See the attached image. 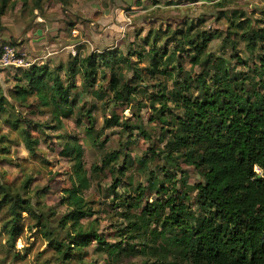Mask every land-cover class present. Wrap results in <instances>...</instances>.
<instances>
[{"label": "rangeland", "instance_id": "1", "mask_svg": "<svg viewBox=\"0 0 264 264\" xmlns=\"http://www.w3.org/2000/svg\"><path fill=\"white\" fill-rule=\"evenodd\" d=\"M35 1L12 0L13 7L0 17V48L12 44L24 63L23 67L0 66V87L9 102H13L11 94L15 87L25 86L26 82H18L25 70L47 66L54 71L65 66L76 54L82 58L112 52L123 57L131 55L135 68L144 70L147 60L139 61L136 54H147L154 39L159 52L175 54L174 64L182 65L190 77H197L200 69L191 68L189 58L184 59L186 52H175L176 45L172 39L174 32L183 31L190 24L222 34L208 45V52L225 59L228 68L237 73L253 77L254 74L248 71L258 66L260 56H264L263 49L252 53L247 50L241 30L238 35L229 36L230 42L225 41L227 29L244 19L250 21L255 30L264 29V0H45L40 3L41 10H33ZM234 12H242L246 18L239 14L234 16ZM148 38L149 44L145 45ZM105 73L107 77L110 75L109 71ZM177 74L174 72V76ZM60 76L64 79L63 72ZM126 81L129 84L135 82L134 85L144 84L145 87L141 97L131 106L106 103L107 99L100 101L93 92L108 94V90L107 79L98 73L96 83L85 93H82L80 78L76 79V87L70 91V102L78 93V108L72 118L63 120L60 125L45 110L36 108L34 97L24 107L8 109L0 118V184L11 187L21 198L29 200L36 216L45 215L51 230H58L60 220L72 211L64 198L68 197L66 192L74 183L79 184L73 174L75 163L62 156L61 152L68 143L75 142L81 147L78 160L90 185L81 189L79 195L92 212V216L81 223L86 230L93 229L108 245L120 247L122 251L110 260L107 248L91 243L74 252L71 264H159L166 254L161 250V241L156 242L150 235L140 232L134 233L137 239L126 241L124 238L131 234L134 221L131 213L139 218L142 207L157 200L168 201L171 192L175 196V192L180 194L183 191L186 192L184 202L196 210L194 198L195 186L201 182L199 174L179 161L178 168L185 174L183 179L180 171L166 168L167 160L158 154L164 142L159 122L152 120L148 97L156 95L162 88L154 82L150 87L144 80L138 82L134 72L126 74ZM166 84L167 91L174 90L172 82ZM192 88L188 96L198 94L199 87L195 84ZM139 103L140 108L136 106ZM135 113L141 117L147 138L137 132L125 135L119 128H105L104 122L111 115L134 121L132 115ZM15 119H19L21 127L28 128L33 138L38 139L35 155L28 153L18 131L6 121ZM114 151L121 153L119 162L114 164L116 169L122 167L123 161L127 163L122 184L116 189L113 188L115 175L108 169L93 173V167H101L105 156ZM153 151L158 154L155 158L152 157ZM161 169L167 170V179ZM27 178L31 182L28 189L23 190L22 184ZM152 180L156 184H152ZM183 180L186 188L182 187ZM162 187L168 190L167 194L159 191ZM140 190L143 191L142 196ZM114 191L120 199L115 197ZM130 203L140 206L139 210L134 209L130 213ZM21 218V235L11 243L4 226L7 218L4 212H0V264H66L55 255L40 229L33 227L36 221L25 213ZM67 224L69 226L71 222ZM140 243L153 249L143 256L136 252L143 249Z\"/></svg>", "mask_w": 264, "mask_h": 264}, {"label": "trees", "instance_id": "2", "mask_svg": "<svg viewBox=\"0 0 264 264\" xmlns=\"http://www.w3.org/2000/svg\"><path fill=\"white\" fill-rule=\"evenodd\" d=\"M42 1L45 0H36L33 10H41ZM13 5L12 0H0V17ZM238 14L246 18L242 12L233 13L234 16ZM234 26L227 29L226 42H230V35H238L241 30V38L249 52L264 50V29L255 30L247 19ZM221 35L192 24L172 34L175 52H186L184 59L189 58L191 68L200 69V74L194 78L184 72L182 65L174 64L175 54L159 52L154 39L147 54H136L139 61L147 60L146 68L141 71L135 68L131 55L123 57L112 52L82 58L76 54L65 66L54 71L47 66L25 70L18 82L26 84L15 87L11 94L13 102L6 100L0 87V118L8 109L24 107L34 97L36 108L45 110L57 125L72 118L78 108V93L70 102V91L76 87L78 77L82 82V93H85L92 89L100 73L103 79H107L108 94L93 93L100 101L107 99L106 103L114 105L131 106L143 93L144 84L134 85L135 82L129 84L126 81L128 72H134L138 82L144 80L149 87L154 82L162 88L156 95L148 97L152 120L159 122L164 142L158 154L167 160L166 168L180 171L183 179L185 174L178 168V162L192 167L201 182L195 186V211L184 202V191L180 194L175 192V196L171 192L168 201L157 200L147 204L141 208L139 218L131 211L139 210L140 206L128 205L134 221L131 234L124 238L126 241L137 239L134 233L140 232L150 235L156 242L161 241V250L166 254L159 264H264V180L254 172L255 167L264 168V56H260L258 66L248 71L254 74L253 77L237 73L228 68L225 59L208 52V45ZM149 40L144 41L145 45ZM231 45L234 51V43ZM182 59L180 57L179 60L182 62ZM106 71H109L108 77ZM174 72L178 74L174 76ZM169 81L174 90L167 91L166 82ZM195 84L199 87L198 94L188 96ZM136 106L140 108L141 104ZM132 116L134 121L113 114L105 120V128H119L125 135L137 132L147 138L139 113ZM6 121L18 131L28 153L35 155L38 139L33 138L28 128L21 127L19 119ZM156 153L153 151V158L158 156ZM61 155L75 163L73 174L79 183H74L66 192L68 197L64 198L72 211L60 220L58 230H51L45 215L36 216L29 200L21 198L11 187L0 184V212H4L7 218L4 226L8 241L13 243L21 235L19 222L25 213L36 221L33 227L40 229L42 237L62 262L71 264L74 252L91 243L107 248L108 258L112 260L116 253L122 251L120 247L108 245L93 229L86 230L81 223L92 216L87 202L79 195L81 189L90 185L78 160L81 147L75 142L68 143ZM120 155L116 151L109 153L101 167H93V173L105 168L115 175V189L122 184L127 169L126 161L121 168L114 166ZM161 173L166 174V179L169 177L167 170L161 169ZM30 182L31 179L27 178L22 189L27 190ZM182 187H187L184 180ZM159 191L163 194L168 192L163 187ZM114 194L119 197L115 191ZM68 221L71 222L69 226ZM141 246L143 249L136 252L143 256L153 249L145 244Z\"/></svg>", "mask_w": 264, "mask_h": 264}, {"label": "built area", "instance_id": "3", "mask_svg": "<svg viewBox=\"0 0 264 264\" xmlns=\"http://www.w3.org/2000/svg\"><path fill=\"white\" fill-rule=\"evenodd\" d=\"M0 66H15L23 67V58L20 52H17L13 46L5 44L0 48ZM254 172L256 176L264 180V168L255 167Z\"/></svg>", "mask_w": 264, "mask_h": 264}]
</instances>
